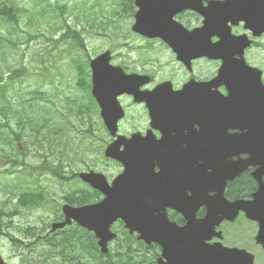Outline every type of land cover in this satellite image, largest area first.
<instances>
[{
	"label": "water",
	"instance_id": "1",
	"mask_svg": "<svg viewBox=\"0 0 264 264\" xmlns=\"http://www.w3.org/2000/svg\"><path fill=\"white\" fill-rule=\"evenodd\" d=\"M156 15V13L152 14V16ZM214 58L218 57L214 56ZM221 58L224 61V68L220 76L224 74L228 65L225 57ZM242 65L241 62L239 66L245 70ZM104 66L105 60H98L92 64L93 94L97 98L104 94L100 92L111 79V73L105 71ZM257 85L251 84L245 89L240 87L239 90L232 91L230 101L225 106L227 109L223 104H217L215 109L218 112H215L217 116L213 121L214 130L207 132L203 137L191 134L184 136L179 132H175L176 136L172 137L170 133L173 131L168 133L162 131L163 146H186V150L172 152L171 159L160 163L161 170L156 176H145L143 171H140L135 175L134 180L129 182L127 180L128 149L142 141L133 140L126 143L123 153L117 152L116 148L107 149L106 157L115 158L124 163V173L114 182L111 189L108 188L102 175L93 172L82 174L80 177L83 181L101 190L107 197L97 205L77 209L64 207L66 222L57 227L65 226L70 220L75 221L81 227L95 233L102 252L105 253L106 242L114 238L109 233V227L117 219H121L130 233L138 232L140 239L145 242L160 244L163 252L172 260V264H241L242 253L234 250H221L218 246L210 247L204 242L211 238L216 226L223 220H234L239 211H244L248 218L259 221L261 234H264V191L256 196L254 202L250 203H228L223 198L225 183L235 178L249 165H260L264 170V90H259ZM250 90L253 91L252 94ZM171 99L173 101L169 102V107L175 108L174 96H171ZM119 117V113L114 117L105 115L108 127L111 128ZM204 121L208 120L204 119ZM179 122L180 119L174 113L168 114L160 119L159 128L168 131L167 129L175 128ZM228 129L246 131V133L229 135L227 134ZM145 142L153 146L157 145L152 140ZM240 154L248 155L249 160L247 162L226 160ZM129 167L133 166L129 165ZM208 169L211 170L210 174L207 172ZM170 171L180 172L181 175L171 177L164 184L163 178L168 177ZM128 185H134L140 189L141 196L138 192L134 193L139 199H131L128 196L130 193ZM152 185L160 187L150 194L149 188ZM191 185L200 188L213 186L216 193L211 198L188 201L197 206H206L207 215L203 219L196 221L190 212L185 211L183 213L186 216L187 225L180 229L168 223L164 215H153L155 210L159 212L167 207L180 210L182 206L179 205L186 202L182 198L183 191ZM157 192L158 199L153 200ZM149 197L150 200H147Z\"/></svg>",
	"mask_w": 264,
	"mask_h": 264
},
{
	"label": "flooded vegetation",
	"instance_id": "2",
	"mask_svg": "<svg viewBox=\"0 0 264 264\" xmlns=\"http://www.w3.org/2000/svg\"><path fill=\"white\" fill-rule=\"evenodd\" d=\"M194 4L199 6L195 9L187 8L182 10L181 13L175 16L177 24L180 26L181 32L177 36L174 48L183 47L184 53L179 59L177 53L172 47L167 49L157 51L151 56H146L140 58L136 61V67L131 70H127L130 74L147 75L150 80L147 84L140 87V90L151 91L158 84L163 82L171 83V90L179 91L186 84L191 85L195 82L206 83L212 82L217 76L218 70L221 66L220 60L209 59L208 55H217L214 52V46L218 42H227L225 49V54L231 56V54L236 50L235 45L232 43L244 41L243 48L241 49V54H243L246 63L260 70L261 72V83L264 86V28L262 30V24H264V0H193ZM199 9V11L197 10ZM261 18V19H260ZM260 20V22H259ZM259 22V23H258ZM198 31V32H197ZM197 32V33H194ZM260 33V34H258ZM239 49V48H237ZM198 54L203 56L197 57ZM224 54V52H221ZM259 54H263L262 57ZM129 56V52L127 53ZM113 56V61H114ZM127 68V66H126ZM253 80L256 77L253 76ZM218 92L222 96H227L228 91L226 87L219 86L217 88ZM211 102H213V87L211 88ZM180 106L182 104L179 101ZM126 111L128 109L132 110V119H124L119 124V133L129 139L133 134H139L138 138H144L149 135L151 140L156 143L160 139L161 133L157 130L151 128L149 108L143 102H136L132 97V102L130 106L122 104ZM188 112L187 108L180 107V112ZM213 110V109H212ZM182 112V113H183ZM196 114L187 116L182 119L180 123L181 127L188 123H195L200 115ZM193 121V122H192ZM193 130L195 136L203 137L206 130L200 129L198 124L193 125ZM235 133L234 131H228ZM186 134V131L183 132ZM173 134H171L172 136ZM123 149V147H121ZM149 153L148 158L153 162L152 173L155 175L159 172V166L162 158L165 162L166 159H171L170 154L172 152H182L186 150V146H152L144 149ZM164 152L167 155H160L159 153ZM153 153V155H151ZM242 160L247 159L246 155H240ZM236 158H234L235 160ZM253 169H249L246 173L241 175L239 179L227 183L225 187L224 197L227 200L234 201L238 199L251 200L252 196L258 192L259 183L264 187V174L260 176V182L254 181L251 177ZM65 175V174H64ZM67 176V175H66ZM176 176L175 171H170L168 180L171 177ZM62 185H67L62 183ZM40 190V189H39ZM43 191V190H42ZM46 193L42 194L45 199V204L39 207L35 212L27 211L26 215H38L45 217L47 220L38 221L36 223L35 219L31 222L29 230L33 231L37 235L36 241H45L46 247L48 249L49 243L53 244V238L58 232H51L50 229L54 223L63 221V215L61 208L64 203L62 196H57V202L59 203V211L57 212L58 218L56 220L55 212L49 208L52 206L50 199H53L52 193H47L48 189L45 188ZM150 194L155 192V188H149ZM213 187L209 188L201 187L197 189L195 185L186 187L183 194L186 196L187 201L203 200L208 196L214 195ZM41 211L52 213L49 217L47 215H42ZM166 213L171 221L177 223V225L182 226L184 224L182 217L170 208H167ZM205 214V208H200L197 211V215L203 216ZM243 220L246 221V227H233L230 223L227 224L225 229L221 231L222 238L221 243L227 248H237L245 250L246 252L253 255V264H264V245L257 244L255 241L258 232V225L256 222H251L246 220L244 214H241ZM26 224L28 220H25ZM36 223V225H35ZM222 224V225H223ZM5 227V226H4ZM71 227L75 228L73 224ZM62 231V230H59ZM117 237L120 236L119 232L113 229ZM6 241L14 242V239L7 235L4 231L2 232ZM129 239L134 240L132 242L126 241H113L108 244L110 257L102 260L106 264H133L134 255L138 254L136 248L140 242L136 241V235H128ZM210 243L215 241L214 238L211 239ZM21 245L26 246V243L20 241ZM91 250L96 251L97 241L93 244H89ZM119 252L124 254L125 257H119ZM112 254L114 256H112ZM46 258V257H45ZM48 261V259L46 258ZM57 260V259H54ZM95 262H100V258H92ZM53 261V260H52ZM101 264V263H99Z\"/></svg>",
	"mask_w": 264,
	"mask_h": 264
},
{
	"label": "rangeland",
	"instance_id": "3",
	"mask_svg": "<svg viewBox=\"0 0 264 264\" xmlns=\"http://www.w3.org/2000/svg\"><path fill=\"white\" fill-rule=\"evenodd\" d=\"M4 1L1 0L0 2ZM14 1L19 6L27 8L28 13L23 15L19 22L18 28L21 29V32L13 33L11 37H8L12 40L18 39L19 42L15 45L5 44L3 49L0 50L1 52L5 51L4 54L0 52V76L5 78L8 75H12V72L7 69L8 66L12 70H18L22 67L26 70L18 78L19 80L17 82L9 86L5 94L11 102L10 105L12 108L17 110L14 117L11 114L7 116L10 128L19 133L21 127L23 144L25 141H32L34 135L27 122H30L31 126L33 124L42 125L44 128L42 131L43 135L47 132L48 127L61 129L65 133L59 139L61 144H72L74 140H77L81 144V149L84 151V153H79V157L84 158V161L88 165L96 168L98 171L103 170L105 164L100 160L97 140L93 137L83 136L80 133L81 130L89 127V122L84 117L82 118L84 124H82L81 119H76L73 112H70L69 108L66 107L65 97L78 95L73 87V79L68 80L65 78V76L69 77L74 75L73 69L68 61L67 51L59 48L56 54V60L52 62L46 52L47 42L42 37L35 39V36L33 38L28 36V34L35 35L36 31L45 32L46 25L44 18H39L38 21L36 20L38 18L37 12L39 8L34 5L33 0ZM79 1L76 0L75 2L78 3ZM76 13H80L79 10L76 9L74 14L70 16L72 20H74ZM72 20L69 21L73 22ZM6 27L5 24H0V33L5 36L7 35ZM105 32L109 35L108 28ZM85 36L89 37L87 34ZM113 43L111 38L101 37L96 43L88 42V46L91 51H96L112 47ZM259 55L262 57L263 54ZM4 82L5 80L2 79V83ZM36 91L43 93L44 96L37 95L35 93ZM86 98L91 102L88 95H86ZM0 123H3V116L1 114ZM1 134L4 137L8 136L11 141H14L12 134L9 133L7 128L0 127ZM15 146H17V143H15ZM0 147L3 146L0 145ZM8 153L10 152L8 151ZM69 157L70 161H73L74 167H78L77 169H85L75 157L70 154ZM36 161L37 159L33 155H30L27 159L28 163H36ZM105 172L110 173L111 168L108 167ZM4 180L10 181V178L4 176L3 170L0 169V197L2 194H5L4 188L1 187L4 184ZM53 189L57 190L56 187H53ZM65 190H68V187ZM28 220L33 222L34 218L30 217ZM17 224H22V222L18 221ZM1 243L0 247L4 249V243ZM4 253L6 256L11 255L12 247L4 249ZM34 256L36 257V255Z\"/></svg>",
	"mask_w": 264,
	"mask_h": 264
},
{
	"label": "trees",
	"instance_id": "4",
	"mask_svg": "<svg viewBox=\"0 0 264 264\" xmlns=\"http://www.w3.org/2000/svg\"><path fill=\"white\" fill-rule=\"evenodd\" d=\"M0 12H3V10H1L0 9ZM3 16H6V17H8V21L10 22V16L9 15H7V14H3ZM67 36H69L70 38H72V39H75L76 38V36L74 35V33H67ZM67 36L66 35H64L60 40H64L65 38H67ZM11 70V69H10ZM0 73H1V71H0ZM24 73V70H23V68H21V69H19V70H15L14 72H13V75H15V76H19L20 74H23ZM10 79V81L11 80H13L14 78H12V77H10L9 78ZM1 80H2V77H0V87H3V88H5V86H7V85H5L4 86V84L3 85H1ZM14 164H17V163H15V161H14ZM14 166H16V165H14ZM73 202H71V204H72Z\"/></svg>",
	"mask_w": 264,
	"mask_h": 264
}]
</instances>
